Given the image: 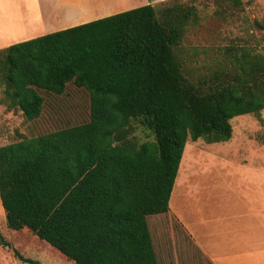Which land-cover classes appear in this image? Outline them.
Wrapping results in <instances>:
<instances>
[{"label": "trees", "instance_id": "1", "mask_svg": "<svg viewBox=\"0 0 264 264\" xmlns=\"http://www.w3.org/2000/svg\"><path fill=\"white\" fill-rule=\"evenodd\" d=\"M160 13L147 3L0 48L5 96L26 119L39 117L41 91L72 81L88 93L87 121L0 145L7 228L73 264H159L146 218L168 210L186 140L226 141L230 119L264 109V54L194 84L174 53L193 9ZM133 121L151 139L134 141Z\"/></svg>", "mask_w": 264, "mask_h": 264}, {"label": "rangeland", "instance_id": "2", "mask_svg": "<svg viewBox=\"0 0 264 264\" xmlns=\"http://www.w3.org/2000/svg\"><path fill=\"white\" fill-rule=\"evenodd\" d=\"M177 2L181 6L192 7L183 25L180 41L174 46L184 77L194 83H203L206 87L210 79L232 74L244 65L245 58L264 54V29L256 22L264 20V0H241L235 6L232 0H168L155 2L158 19L161 9ZM1 34V33H0ZM44 98L39 117L28 120L10 104L4 93V84L0 78V145L50 132L66 126L76 125L89 119V96L72 81L66 84L62 94L41 91ZM231 137L226 141L207 143L202 138L194 141L187 139L180 160L193 157L194 169L190 177L198 184V194L228 196L236 195L238 186L259 181V176L250 175L251 164L264 176V109L258 115L244 113L230 119ZM130 134L136 142L151 139V134L136 121ZM252 167V166H251ZM178 178V175L177 177ZM264 180V179H263ZM262 180V181H263ZM204 196V195H203ZM181 201L178 205L186 207ZM152 243L160 264H171L174 241L168 231L167 244L156 242L152 226V217L147 218ZM187 221L186 219H184ZM0 234L8 245H0V264H73L55 252L48 244L38 241L30 231H13L7 228L5 215L0 203ZM157 248V251H156ZM30 258L34 263L19 259L13 252ZM158 254V256H157Z\"/></svg>", "mask_w": 264, "mask_h": 264}, {"label": "crops", "instance_id": "3", "mask_svg": "<svg viewBox=\"0 0 264 264\" xmlns=\"http://www.w3.org/2000/svg\"><path fill=\"white\" fill-rule=\"evenodd\" d=\"M159 1L165 0H0V48ZM192 155L178 168L168 210L150 215L156 242L170 252L165 238L170 232L171 264H264V176L251 164L246 168L253 179L258 174V182L241 184L231 197H196L198 184L190 177L201 167L189 164Z\"/></svg>", "mask_w": 264, "mask_h": 264}]
</instances>
